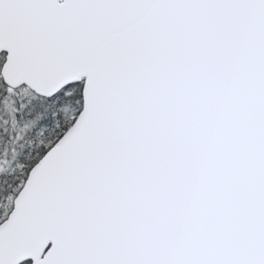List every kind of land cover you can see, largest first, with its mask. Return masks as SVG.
<instances>
[{"label": "snow or ice", "instance_id": "obj_1", "mask_svg": "<svg viewBox=\"0 0 264 264\" xmlns=\"http://www.w3.org/2000/svg\"><path fill=\"white\" fill-rule=\"evenodd\" d=\"M0 264H264V0H0Z\"/></svg>", "mask_w": 264, "mask_h": 264}]
</instances>
